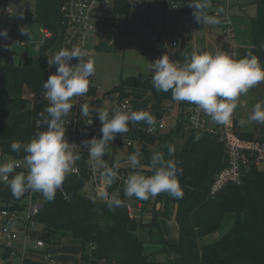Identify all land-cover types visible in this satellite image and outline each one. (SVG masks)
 <instances>
[{"label":"trees","instance_id":"obj_1","mask_svg":"<svg viewBox=\"0 0 264 264\" xmlns=\"http://www.w3.org/2000/svg\"><path fill=\"white\" fill-rule=\"evenodd\" d=\"M30 1L34 2V10L21 15V19L28 22L29 37L35 24L49 28L54 35L42 43L38 56L26 52L18 63L0 68V160L11 159L23 165H33L31 161L34 160L40 162L49 149L51 138L57 134L52 120L64 118L55 111L52 102L34 104L26 95L27 91H51L56 97L59 81L55 75L58 69L52 72L51 64L52 60L58 61L56 56L61 51L63 0ZM156 1L147 5L141 13L129 17L132 8L130 1L116 0V13L125 16L123 30L128 31L133 24L148 27L149 13ZM172 1L178 4L183 2L179 9L185 15L196 16L200 11L208 17L213 15L206 12L207 3L211 0H165ZM256 6L257 12L251 17L253 47L242 49L240 54L250 70L264 78V0H256ZM201 59L194 48L188 46L175 59L183 70V77L177 84L164 87L161 79L158 80L153 74L147 78L138 76L124 79L112 92L119 94L122 100L130 97L129 89L155 91L151 121L163 119L166 101L180 102L185 109L189 105L194 77L206 69ZM96 91L92 86L86 95L95 94ZM77 126V137L82 143L91 142L95 139L93 136L104 132L100 129L94 135L83 127L82 122ZM185 130H188V136L182 148L175 151L173 169L163 171L159 158L158 163L153 165L152 173H148V178L152 174L156 176L159 193L163 192V187H171L173 181L178 184V192L169 189L171 195L167 196L170 198L166 199L163 213L168 218L175 215L179 226L178 238L163 235L157 213L148 224L130 216L125 190L126 176L115 161L110 160L107 152L109 146L115 150L122 144L113 142L108 135L103 138V160L110 166H102L99 173L111 177L107 191L109 195L117 192V199L104 200L98 198L96 193L91 195L86 191L91 182L93 166L91 154L84 143L76 159L79 173H66L63 180L59 176L52 178L50 194L35 218L44 228L39 237L45 240L46 245L80 244L81 264H264V170L252 165L241 183H229L213 196L211 186L215 176L228 164L226 147L217 135L207 130L188 128L187 112L179 116L174 129L168 134L140 128H136L135 132L140 143L160 142L164 148L173 134ZM257 131L240 130L239 135L264 141V128ZM110 168L115 172H109ZM5 173H8L7 180H3L4 173L0 177V211L22 210L33 178L23 167L16 165ZM164 180L167 184H164ZM144 191L133 192L132 199H141ZM173 204L175 213H172ZM231 219L229 230L220 239L204 242ZM147 226L151 228L150 237L154 235V226H157L161 240L156 243L162 246L160 252H170L173 259L157 261L153 259L154 254L148 253L146 242L139 235L140 229ZM24 264L42 263L26 258Z\"/></svg>","mask_w":264,"mask_h":264},{"label":"rangeland","instance_id":"obj_2","mask_svg":"<svg viewBox=\"0 0 264 264\" xmlns=\"http://www.w3.org/2000/svg\"><path fill=\"white\" fill-rule=\"evenodd\" d=\"M129 1L132 7L129 17H132L133 15L141 13L146 8V6L154 0ZM221 1L225 3L231 2L235 7L234 21L240 28L238 31V45L243 44L244 48H251L253 45V40L251 34V20L249 16L250 14L253 15L256 12V0ZM241 3H245L246 11L249 14L248 16H244V12L238 8L237 5ZM135 4H137L136 8H134ZM11 6L13 15H11L8 25L11 28L13 34L20 41H26V45L14 47L16 52L21 54L17 55L16 62L18 63L22 59V55H24L26 52L32 56H38L40 54L41 45L43 43V34L41 33V26L35 24L32 27V34L29 37L28 22L21 19L22 14L27 13L28 11L32 12L34 10V2L30 0H11ZM221 6H224V3L222 5V3L219 1L211 0L207 3L206 12L213 13L215 7L218 8ZM105 13L107 15L106 20L108 21L102 25L106 33V37L98 41L100 37L97 36L95 32L91 33L89 37L94 49V54L88 59V64L95 76H92L93 87H97L98 85V88H96L98 94H87L85 97H83L81 104L87 107V114H93L97 117L99 114L96 111L100 112L102 115L101 120L107 125L108 130L113 134H105L104 132L100 133L99 135L97 134L93 136L95 139L91 142H86L85 144L87 145L85 146L91 154V166L96 168L95 170L92 167L91 170L92 177H95L97 174L98 176L100 175L99 171L102 166L108 167L109 165L107 161L103 160V138L108 135L111 137L110 139L113 142L122 144V147L120 146L121 148L119 147L115 150L112 149V146H109L107 152L110 160L113 159L115 161L116 166L122 169L125 176L130 173L133 174L135 172H142L143 178L141 186L146 188L145 195H143L140 199L143 203V214L142 211H136L134 209L133 218L137 219V216L142 214V218L138 217L137 220L148 224L151 223V220L156 215V213L158 216L160 210L164 213L166 199L170 198V196H167L171 195L170 191L166 190V187L163 188L162 193H159L157 185L155 183L153 184L152 180L148 178V173H152L153 165L154 163H158L157 161L159 158L161 159V169L163 171L167 172L173 169L175 151L182 148L188 136V130H185L180 134H173L171 138L168 139L163 148V144L160 142L153 144L150 142L140 143L141 140H139L135 129L140 128L143 131L149 130L150 127L146 128L149 118L150 123L153 124L151 127L154 125L159 126L161 123H163L165 128L159 129L161 130V133L163 132L164 134V132H170L175 127L173 122L174 117H176V115H182L184 112H186V110L180 102L176 103V101H166L164 104V118L160 120L153 119V121H151L153 115L151 104L154 97L151 90L147 89L146 92H148V95L142 98V96L145 94L143 92L144 90L129 89L128 92L131 94L130 97L123 98L122 100L119 97V94L112 92V90L122 80L129 77L142 76L147 78L153 74L156 75L158 80L161 79L162 86L164 87L180 82L183 77V70L181 68L180 62L175 59L179 54H181V43L184 34H186L189 38L190 45L194 47L195 43L197 52H199L201 55L202 64L204 67L219 68L222 66V53L226 48L223 45V38H229L223 33L218 17L215 16L208 18L203 14H196V16H185L181 9L174 8L171 2H165V0H157L152 5L150 14V27L139 24H137L136 27L133 24L128 28V31H125L123 30V24L125 25V16H120L116 13L115 5L108 6L105 9ZM119 19L123 22H121ZM215 22L218 27L213 28L214 31H210L208 27H213ZM173 41H177V43L179 41V46L174 47L172 45ZM220 56L221 59H219V62H216L214 58H219ZM171 60L175 61L171 63ZM242 63L243 64L239 66L242 74H239L240 85L235 114L243 132H256L257 130L264 128V78L254 74L248 67V64L244 62V60H242ZM59 66V63L55 62V60H52L51 71L55 72L57 69L59 70ZM57 74L58 71L55 75L56 77ZM160 76L163 77V79ZM96 82L97 85L95 84ZM64 84L60 83L57 95L58 101L69 104L76 103L75 97L66 95ZM125 100H129L131 103V112H128V114L122 112V102ZM256 135L259 134L256 133ZM128 140L132 142L133 146L128 144ZM93 142L96 143L91 145ZM127 159L133 160V167L125 166L128 165L126 164ZM39 163L40 162L37 161L33 166L37 167V164ZM15 164L16 162L12 161L11 159H8L7 162H1L0 160V169H12L14 168ZM108 171L115 172L114 169L112 170L111 168ZM106 176L109 175L102 174L101 181H103ZM151 177L156 178V176L153 174ZM154 182H156V180ZM174 182H172L171 189L175 192H178V184L177 182ZM92 183L93 182L89 183L87 187H92ZM138 186H140L138 176H133L130 187H128L129 192L132 190V188L135 189L134 187ZM115 194V199H117L118 193ZM128 197L129 199H132L130 194ZM172 206L173 213L174 209L176 208L174 207V204ZM163 213L160 215V219L162 220V226L165 235L173 236L175 233V228L173 225H171L169 220L164 219ZM230 223L231 221H226L219 232L208 236L204 242L211 243L220 239L229 230L231 226ZM43 229L44 228L40 224H37L33 231L40 233L43 231ZM142 229L143 230H141V232H148L143 238H148L146 248L148 253L154 254V260L163 262L173 259V255L170 252H160L162 246L160 243H156L157 241L161 240L157 226H154V235L152 237H150L149 233L151 229L150 227L147 226V228L144 227ZM4 244L5 240L0 232V253H3L4 251Z\"/></svg>","mask_w":264,"mask_h":264},{"label":"built area","instance_id":"obj_3","mask_svg":"<svg viewBox=\"0 0 264 264\" xmlns=\"http://www.w3.org/2000/svg\"><path fill=\"white\" fill-rule=\"evenodd\" d=\"M116 0H63V33L61 51L58 54L59 70L57 78L64 84L67 96L76 98V103H62L53 96L51 91H28L27 97L34 104L52 102L55 111L64 115L62 119H53L57 130L49 144V149L40 159L37 167L30 164L23 165L16 162V166L23 167L33 178V184L27 196L25 208L22 210L3 209L0 211V232L4 237V251L0 253V264H24L26 258L37 260L34 256L46 246V242L39 235L32 236L38 224L36 216L44 205V200L50 194L53 177L59 176L63 180L66 173H79L76 159L85 142L77 137L78 123L97 134L101 129V119L93 114H87V107L81 103L87 90L93 86L92 73L87 66L86 59L92 54L89 44L90 34L97 29L99 21L107 19L105 9L114 6ZM174 8H179L178 2H171ZM137 4L134 5V8ZM199 14H203L201 11ZM13 15L11 0H0V68L16 64L18 54L14 47L26 45L11 31L8 21ZM213 15L219 18L223 33L232 36L233 46L223 54L222 66L207 67L194 77V90L191 100L185 109L188 117V128L207 130L224 143L227 151L228 164L220 170L212 183L211 195H216L229 183H241L244 175L252 165L264 170V141L247 139L239 135L241 130L236 118L235 109L239 95V62L240 50L235 39V25L229 5L214 9ZM208 17V16H207ZM43 43L53 37V32L42 26ZM177 46V41L172 42ZM57 79V80H58ZM61 80V81H60ZM122 112H131L129 100L122 102ZM164 127L149 128L157 131ZM128 144H132L128 141ZM1 154V153H0ZM8 173L3 175L7 180ZM101 175L92 177L91 185L98 198L108 200L106 182L101 181ZM129 181L125 178V183ZM90 182V183H91ZM62 188V187H61ZM66 197L70 198L62 189ZM132 217L134 207L128 203Z\"/></svg>","mask_w":264,"mask_h":264},{"label":"crops","instance_id":"obj_4","mask_svg":"<svg viewBox=\"0 0 264 264\" xmlns=\"http://www.w3.org/2000/svg\"><path fill=\"white\" fill-rule=\"evenodd\" d=\"M216 1H219L220 3H222V5H223V3H224V6L225 5H229L230 6V9H231V13H232V17H233V21H234V16H235V13H234V6H233V4L230 2V3H225V2H223V1H221V0H216ZM238 6V8L242 11V12H244V16H248L249 14L247 13V11H246V5H245V3L244 4H239V5H237ZM237 8V7H236ZM256 12H257V7H256ZM256 12H255V14H256ZM150 14H151V11H150V13H149V17H150ZM255 14H253V15H251L250 14V16H249V18H250V20H251V17L252 16H254ZM211 17H215L214 15H212ZM211 17H208V18H211ZM150 19H151V17H150ZM120 20V19H119ZM106 21H108V20H106V19H102V20H100L99 21V23H100V25L97 27V29L95 30V31H93V32H95L96 34H97V36H99L98 38H99V40L98 41H100V40H102V39H104L105 37H106V33H105V31H104V28H103V25L102 24H104ZM121 21V20H120ZM209 21V20H208ZM121 22H123V21H121ZM214 24V23H213ZM209 25V24H208ZM234 25H235V39H236V43L238 44V31L240 30V28L237 26V24H236V22L234 21ZM148 27H150V25L148 26ZM218 27V25L216 24V22H215V25H213V27H208L209 28V30L210 31H214V29L213 28H217ZM123 28H124V24H123ZM237 28H239V29H237ZM104 31V32H103ZM123 31V30H122ZM92 32V33H93ZM194 33H195V30H194ZM240 33V32H239ZM184 36H185V38H186V41H187V47L188 46H191V47H193L192 45H190L189 44V38L187 37V35L186 34H184ZM90 37V36H89ZM223 38V37H222ZM228 38L229 39H225V38H223V45L226 47L225 48V50L223 51V53L222 54H224L226 51H228L229 49H231L232 48V46H233V40H232V37H230V36H228ZM240 42V41H239ZM89 44H90V46L92 47V51L94 52V49H93V46H92V44H91V42H90V39H89ZM240 46V48H239V50L240 51H242V49H250V48H244V45L242 44H239ZM179 46V41H178V45L177 46H174V47H178ZM253 47V45L251 46V48ZM194 50H195V52H196V54H197V56H200V58H201V55L199 54V52H197V48H196V45H195V43H194ZM92 52V54L86 59V63H87V66L89 67V69H90V66H89V64H88V59L89 58H91V56L94 54ZM184 51H182L181 50V53H183ZM222 56V55H221ZM221 56L218 58V57H216V58H214L215 59V61L216 62H219V59H221ZM242 59V58H241ZM240 59V62H239V66L241 65V64H243L242 63V60ZM202 60V59H201ZM173 61H175V60H171L170 62L171 63H173ZM90 71H91V69H90ZM239 71H240V74H242V71L239 69ZM91 73H92V76H94V74H93V72L91 71ZM159 76V75H158ZM95 77V76H94ZM161 77V76H160ZM162 79H163V77H161ZM96 80V79H95ZM61 84H63L62 82H60ZM96 85H97V82L95 83ZM95 89L96 88H98V85H97V87L95 86L94 87ZM133 89H140V90H144L143 92L145 93L144 94V96H142V98H144L145 96H147L148 95V92H146V90L147 89H141V88H133ZM97 90V89H96ZM96 93L98 94V92L96 91ZM96 94V95H97ZM153 101H154V97H153ZM153 103V102H152ZM151 106H152V104H151ZM120 109V108H119ZM151 109V108H150ZM99 115V118L101 119V117H102V115H101V113L100 112H98V111H96ZM179 116L180 115H176V117H174V120H173V122H174V124L176 125V122H177V120H178V118H179ZM134 117V116H133ZM133 120V119H132ZM101 122H102V125H101V129L105 132V134H113L111 131H109L108 130V128H107V125L106 124H104L103 123V121L101 120ZM151 125H153L152 123H150V120H149V118H148V125H147V127L146 128H148V127H150ZM156 125H159V124H156ZM240 125V124H239ZM163 128H165V126L163 127ZM161 131V130H160ZM163 133V132H162ZM169 133V131L166 133V132H164V134H168ZM117 136V135H116ZM118 137V136H117ZM119 138V137H118ZM128 141H130V140H128ZM97 142V141H96ZM96 142H93L91 145H93L94 143H96ZM8 161V159H2L1 160V162H7ZM13 161V160H12ZM35 162H37V160H34V161H32L31 162V164H35ZM127 163L126 164H128V165H125V166H131V167H133L132 166V163H133V160H131V159H127V161H126ZM6 164V163H5ZM38 165V164H37ZM160 166H161V160H160ZM93 168L96 170V168L93 166ZM13 169V168H12ZM12 169H4V170H1L0 169V177L2 176V174L3 173H5V172H9L10 170H12ZM137 177L138 176V181H140V186H138V187H134L135 189H133L132 188V190H130V192H129V189H128V187H130V183H131V179H132V177ZM126 178H128L129 179V181L126 183V185H127V187H125L126 188V192H127V196H126V199H127V202L129 203V204H131L133 207H134V209L136 210V211H142V209H143V203L141 202V200L140 199H137V200H134V199H129V194L130 195H132V193L133 192H137V193H139L142 189H145V191H146V188H143L142 186H141V182H142V172H135V173H133V174H128V175H126ZM149 179H151L152 180V183L154 184H156L157 185V183L156 182H154L155 180L157 181V178H155V177H151V178H149ZM174 182V181H173ZM108 183H110V179H109V182ZM107 183V184H108ZM174 183H176V181L174 182ZM107 184H106V186H107ZM164 184H167V182H166V180H164ZM171 187H172V182H171ZM171 187H166V190H169V189H171ZM164 188V187H163ZM86 191L87 192H90V194H94L95 195V191H94V187H86ZM106 191H107V187H106ZM144 191V192H145ZM175 192V191H174ZM107 193H108V191H107ZM115 193H117V192H114L113 194H108L109 195V198L110 199H115L116 197H115ZM146 193V192H145ZM163 212L160 210V213L158 214V221L159 222H161L160 223V227H161V230H162V232H163V235L166 237V238H172V239H176V238H178L179 237V226H178V224H177V222H176V220H175V215L173 214L172 215V217H166L165 215H163V217H164V219L165 220H169L170 221V223H171V225H173L174 226V228H175V233H174V235L173 236H166L165 235V232H164V230H163V226H162V220L160 219V215L162 214ZM174 213H175V210H174ZM142 214H143V211H142ZM142 214H139L138 216H137V214H136V216H137V219H138V217H140V218H142L141 216H142ZM0 219H1V217H0ZM161 220V221H160ZM229 221H231L232 222V219L231 220H229ZM144 222V221H143ZM231 224V223H230ZM141 230H143L142 228L140 229V232H139V235H140V237L146 242V244H147V240H148V238H143V237H145L146 235H147V233H144V231H142L141 232ZM41 233H43V231L42 232H40V233H38V232H36V231H31L29 234L30 235H32V236H36V235H40ZM149 236V235H148ZM81 254H82V246L80 245V244H77V243H64V244H62V245H60V246H56V245H46L43 249H41L40 251H39V253H37V254H35V258L38 260V261H40L42 264H81Z\"/></svg>","mask_w":264,"mask_h":264},{"label":"water","instance_id":"obj_5","mask_svg":"<svg viewBox=\"0 0 264 264\" xmlns=\"http://www.w3.org/2000/svg\"><path fill=\"white\" fill-rule=\"evenodd\" d=\"M179 6H180V7L183 6V2H182V1L179 2ZM185 16H186V15H185ZM186 47H187V41H186L185 36L183 35V37H182V43H181V50L184 51V50L186 49ZM56 57H57V59H59L58 55H57ZM153 93H155V91H153ZM109 179H110V181H111V177H110V176H106V177L104 178V181H105L106 183H108V182H109Z\"/></svg>","mask_w":264,"mask_h":264}]
</instances>
